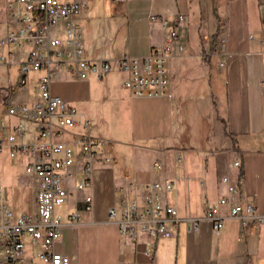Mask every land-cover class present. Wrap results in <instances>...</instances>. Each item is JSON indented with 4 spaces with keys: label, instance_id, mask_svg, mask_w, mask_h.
Segmentation results:
<instances>
[{
    "label": "crops",
    "instance_id": "crops-1",
    "mask_svg": "<svg viewBox=\"0 0 264 264\" xmlns=\"http://www.w3.org/2000/svg\"><path fill=\"white\" fill-rule=\"evenodd\" d=\"M71 1L81 5L74 21L84 34V44L87 42L92 47L85 48L87 57L92 59L147 56L168 38L170 27L163 28L161 20H167L171 27L177 22L175 30L180 44H176L169 66L170 88L177 107L171 106L168 112L184 108L191 125H184L180 116L167 118L162 136L158 131L161 119L155 116L150 124L154 133L149 136L132 116L130 137L122 141L119 151L114 150L111 140L103 138L109 141L107 149L112 161L95 166L91 186L78 189L81 172L77 168L73 176L66 179L69 197L56 208L65 224L55 250L67 255L70 264H127L132 261L143 264H264V222H248L242 226L238 219H226L224 227L215 234L211 224L202 221L198 233L186 231L187 218L202 216L209 205L226 195L221 177L228 174L234 179L237 175L230 166L235 158L240 160L239 174L243 178L239 199L242 203H252L256 213L264 216V102L256 94V88L262 87L260 83L264 86V0H199V36L205 56H199L188 42L187 0H124L113 4H108L113 0L66 2ZM98 11L100 13L94 15ZM151 16L155 19L151 20ZM6 21L7 10L0 9L3 24L0 31L6 32ZM215 28L219 29L217 45L215 51L210 52ZM183 52L188 58L204 57L211 65H216L212 73L219 75L220 82L213 83L212 89L218 95L185 100L188 96L180 93L177 84L185 72L180 65V60L187 59L181 56ZM105 76L119 78V88L125 89L122 85L124 75L119 71L112 70ZM116 89L114 83L105 85L113 100ZM129 97L143 98L130 92ZM3 98L0 115L3 114ZM190 101L194 102L191 107ZM196 131L213 139L223 138L225 143L208 150L204 158L199 150L190 156L188 147L173 145L170 147L173 155L164 163V148L158 150L149 142L153 138L166 137L174 144H178L175 140L183 143L188 140L183 133L194 135ZM89 132L91 134L90 127ZM178 151L184 154L181 161L175 158ZM158 161L162 163L161 170L154 167V162ZM151 181L171 183L172 190L162 195L166 203L177 209L179 220L171 237L155 239L154 260L148 262L141 254L142 244L120 236L116 224L108 221V208L120 198L118 187L131 182L133 188L128 196L140 200L145 184ZM88 195L92 197V209L85 211L84 199ZM221 212L227 214L228 208L223 207ZM72 213L79 215L75 224L69 222ZM68 236L72 245L70 251L63 246Z\"/></svg>",
    "mask_w": 264,
    "mask_h": 264
},
{
    "label": "built area",
    "instance_id": "built-area-1",
    "mask_svg": "<svg viewBox=\"0 0 264 264\" xmlns=\"http://www.w3.org/2000/svg\"><path fill=\"white\" fill-rule=\"evenodd\" d=\"M80 9L76 1L60 0H11L7 5L0 64L16 65V81L6 88L3 98L0 154L5 152L24 164L23 176L34 191V210L17 214L5 201L0 186V264H70L67 255L55 250L65 224L56 207L69 197L66 179L77 168L81 172L77 187L86 189L91 186L95 166L112 161L109 141L92 136L89 121L73 105L52 94L51 81L58 70L76 79L93 77L98 82L117 70L124 75L123 87L135 97H172L169 66L178 34L167 20H161L163 28L170 27L167 40L149 55L92 59L86 55L81 30L74 21ZM29 89L32 93L26 102L19 94ZM183 155L182 151L176 152V160L181 161ZM230 166L237 175L234 179L228 174L221 177L226 195L209 205L202 216L187 218L188 233H198L202 221H208L215 234L226 219H238L242 226L264 222L252 203L239 199L243 185L239 158ZM154 167L161 170L162 163L154 162ZM132 188L131 182L117 188L120 198L108 208V221L116 224L120 236L140 242L141 254L153 262L155 239L171 237L179 220L177 209L162 195L172 186L170 182H147L140 200L129 198ZM91 200L90 195L85 197V211L92 209ZM223 207L228 208L227 214L221 212ZM78 219V213L69 215L70 223Z\"/></svg>",
    "mask_w": 264,
    "mask_h": 264
},
{
    "label": "rangeland",
    "instance_id": "rangeland-1",
    "mask_svg": "<svg viewBox=\"0 0 264 264\" xmlns=\"http://www.w3.org/2000/svg\"><path fill=\"white\" fill-rule=\"evenodd\" d=\"M10 1L11 0H0V9L7 10V5ZM61 1L66 2L68 0ZM110 3L113 4L116 2L108 1V4ZM99 13L100 11L95 12L94 15H98ZM1 24L2 22H0V25ZM5 34V31H0V40ZM82 38H84V34ZM179 41L177 45L180 44ZM84 45L88 50L90 47L89 43L85 42ZM12 49L16 50L13 47ZM181 54V56H184L185 52ZM186 57L187 59L185 61H183V59L180 60V65L185 72L181 74V78L177 83L180 87V93L188 96V98L186 96L184 97L185 100L193 97H215L217 91L212 89V85L213 83L220 82L219 75L216 76L212 73V69L216 67V65H211V62L209 63L210 60L207 62V58L204 57ZM79 80L80 79L74 78L65 70H58L53 75L51 81V92L53 95H57L64 101L73 105L79 113H82L84 118L89 120L91 135L111 140L116 152L119 151V148L122 146V141L130 137L131 133L128 130L132 128V116H134V121L137 125L140 122L143 133L149 136L151 133H154V130H150V124L155 116L161 119L158 131L162 136L166 128L165 119L167 120V118L171 119V117H174V119H176L175 117L180 116L184 125L188 127L191 125V120H189L187 114L188 112L184 108H182V110L180 108L179 111L169 114L168 111L171 106L173 108H175V106L177 107V101L174 95H172L171 98H130L128 90L119 88L121 82L119 78L114 80L113 78L109 79V77L104 76L101 82H97L93 77L84 81ZM15 81L16 65L0 64V113L2 111L1 101L6 94V88H8L10 84H14ZM106 83L115 84L117 88L115 91V100H113L105 90ZM260 84L262 87L256 88V94H258L260 99L264 102V86L262 83ZM31 93L32 91L29 89L28 91L21 92L19 97L27 102ZM118 104L124 106L121 107V105L119 106ZM193 104L194 102H188L190 107L193 106ZM132 111H134V114ZM28 127L29 125L25 127V130H27ZM142 131L140 130V133H142ZM183 134L188 136V140L183 143L175 140L178 144H174V142L170 139H166V137L153 138L149 142L150 145L156 146L158 150L164 148V163L171 159L173 149L170 147H173V145L188 147V149H190V156L196 155V150H199L198 153H201V156L204 158L208 150L214 147H221V145L225 143V139H213L209 135H204L203 132L197 133L196 131V133H192L194 135L188 132ZM198 135H200L201 138H199ZM161 142H163V145ZM23 171L24 164L19 158L11 159L5 152L0 154V186L4 190L5 201L17 214H21L28 210H34L32 200L34 195L33 187L29 180L23 176ZM60 207H58L59 212L61 211ZM63 246L67 251H70L72 245L69 236L65 237Z\"/></svg>",
    "mask_w": 264,
    "mask_h": 264
},
{
    "label": "trees",
    "instance_id": "trees-1",
    "mask_svg": "<svg viewBox=\"0 0 264 264\" xmlns=\"http://www.w3.org/2000/svg\"><path fill=\"white\" fill-rule=\"evenodd\" d=\"M189 7V27H188V42L194 47L199 56H205L206 52L203 48L201 38L199 36L201 12L199 0H187ZM177 26V22L174 23L173 28ZM219 29L215 28L212 34V48L210 52H214L217 45Z\"/></svg>",
    "mask_w": 264,
    "mask_h": 264
}]
</instances>
